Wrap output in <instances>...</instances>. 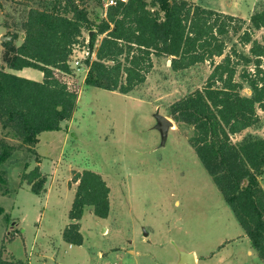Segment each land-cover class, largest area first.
I'll list each match as a JSON object with an SVG mask.
<instances>
[{
  "label": "rangeland",
  "instance_id": "rangeland-1",
  "mask_svg": "<svg viewBox=\"0 0 264 264\" xmlns=\"http://www.w3.org/2000/svg\"><path fill=\"white\" fill-rule=\"evenodd\" d=\"M81 1L95 30L109 0ZM196 1L245 20L264 9V0ZM37 4L38 0H0V68L6 65L2 41L17 34L14 45L21 43L22 23ZM262 34L257 30L253 37L261 40ZM79 39L89 41L86 28ZM225 41L226 51L233 46L248 53L249 45L241 46L237 35L230 33ZM152 63L146 80L127 94L87 86V65L79 70L70 67L65 77L78 93L77 105L72 118L61 123V132L45 131L41 136L39 151L46 158L43 170L38 166L46 179L43 191L38 195L19 191L14 209L11 197L0 195V244L4 242L7 255L28 264H182L180 252H190L194 264H264L189 145L191 127L177 124L168 114L171 103L204 85L211 64L175 71L169 58L155 55ZM32 71L41 74L34 69L19 74L36 79ZM241 93L251 91L244 87ZM257 111L259 122L233 135L232 141L264 137V110ZM155 115L174 122L164 145ZM5 136H12L11 130L0 127V138ZM20 152V161L28 166L41 161L26 147ZM7 163L0 168L7 172L11 194L18 182L23 183V170L35 166L21 169L19 161ZM84 169L99 173L108 185L109 213L100 218L86 206L79 220L83 243L69 245L63 242L61 229L70 222L74 173ZM259 182L264 189V174Z\"/></svg>",
  "mask_w": 264,
  "mask_h": 264
},
{
  "label": "trees",
  "instance_id": "trees-1",
  "mask_svg": "<svg viewBox=\"0 0 264 264\" xmlns=\"http://www.w3.org/2000/svg\"><path fill=\"white\" fill-rule=\"evenodd\" d=\"M92 25L81 0H38L22 23L21 43L14 45L17 34L2 41L8 68L31 67L43 77L33 80L0 68V127L12 134L0 138V166L23 147L36 154L40 133L60 130L61 123L72 118L78 93L62 76L71 73L72 46L84 28L92 31L90 48L102 36L95 58L85 60L87 86L127 94L146 80L153 55L169 58L175 71L208 61L211 71L204 85L171 103L168 114L177 124L191 127L189 145L264 263V189L259 182L264 174V137L232 141L233 135L259 122L257 110H264V9L245 20L192 0H116L105 5L95 30ZM257 30H263L261 40L253 37ZM230 33L241 46L249 45L248 53L233 46L226 51ZM244 87L249 95L241 93ZM20 178L33 194L43 191L46 179L38 165L24 169ZM73 181L77 184L67 214L70 222L62 239L79 246L84 208L90 206L95 216L106 218L110 189L89 169L75 172ZM0 194H9L2 168ZM0 264L28 263L7 255L2 241Z\"/></svg>",
  "mask_w": 264,
  "mask_h": 264
},
{
  "label": "crops",
  "instance_id": "crops-1",
  "mask_svg": "<svg viewBox=\"0 0 264 264\" xmlns=\"http://www.w3.org/2000/svg\"><path fill=\"white\" fill-rule=\"evenodd\" d=\"M192 1H194V2H196V3H198L196 0H192ZM198 4H201V3H198ZM201 5H203V4H201ZM203 6H205V7H208V8H212V9H214V10H218V9H215V8H213V7H210V6H206V5H203ZM221 12H223V11H221ZM224 13H226V12H224ZM252 13H250V15H251ZM249 15V16H250ZM1 69H4V70H6V71H8V72H11V73H14V74H16V75H19V76H22V75H20L19 73H21L23 70H28V73H30V70L31 69H34V68H31V67H24V68H22V69H10V68H8L6 65L4 66V67H1ZM34 70H37V69H34ZM38 71H40V70H38ZM87 71V70H86ZM33 72V71H32ZM41 72V71H40ZM34 73V72H33ZM35 74V73H34ZM40 75L43 77V74H42V72H41V74L40 73H36L35 75H33L32 74V76L33 77H35L36 79H34L33 78V80H41L42 79V77H41V79L39 78L40 77ZM85 75H86V73H85ZM37 76V77H36ZM23 77H26V76H23ZM26 78H28V77H26ZM85 78V77H84ZM29 79H32V78H29ZM38 80V81H39ZM58 131H60L61 132V130H56V131H50V132H53V133H57ZM45 132V131H44ZM44 132H42V133H40V135L38 136V142H37V144H36V146H35V148H34V150H35V152H36V154L38 155V156H40V159H41V161L40 162H36V163H33V164H31V165H29V166H36V165H38L39 167H40V170H43L42 168H43V165H44V161H45V157H44V155L42 154V153H40V151H39V144H40V140H41V136H42V134L44 133ZM42 156V157H41ZM14 158V159H13ZM20 158H21V152H20V150H17V151H15L13 154H12V156L10 157V159H9V163L11 162V161H13V160H15V161H19L20 162V164H21V169H23V167H24V162H22V161H20ZM8 164V163H7ZM28 166V167H29ZM28 190H30V185H28L27 183H25V182H23V183H21L20 184V182H18V184H17V187L14 189V191L11 193V194H7V195H2V196H9V197H11V199L13 200V204H12V209H14V207H17L18 208V204H17V195H18V193H19V191H28ZM1 195V194H0ZM46 195H47V193H46ZM47 197H45V199H46ZM44 199V200H45ZM2 212H3V209H2ZM9 214V213H8ZM67 214H68V212H67ZM6 215V214H5ZM0 216H2L3 217V213L2 214H0ZM7 217V216H6ZM10 217H12V216H10ZM14 219H17L18 218V216H14L13 217ZM70 221V220H69ZM16 222L19 224V222L20 221H18V220H16ZM69 223V222H68ZM68 223H66V225L68 224ZM20 224H21V222H20ZM37 224V227L39 226V222H37L36 223ZM4 229H5V232L7 233V229H6V227L4 226ZM20 232L21 231H23L24 230V228L21 226L20 227ZM63 229H61V231H62ZM5 232H4V234H5ZM61 234H62V232H61ZM4 237V236H3ZM64 242V241H63ZM66 243V242H65ZM2 244V243H1ZM0 244V245H1ZM70 245V244H69ZM26 247V246H25ZM27 248V247H26ZM21 259V258H20ZM23 260V259H22ZM25 261V260H24Z\"/></svg>",
  "mask_w": 264,
  "mask_h": 264
},
{
  "label": "built area",
  "instance_id": "built-area-1",
  "mask_svg": "<svg viewBox=\"0 0 264 264\" xmlns=\"http://www.w3.org/2000/svg\"><path fill=\"white\" fill-rule=\"evenodd\" d=\"M125 1V0H121ZM109 4H116V0H109L106 5ZM95 56L94 53V48L89 47V41L86 39L84 43L79 42L75 43L72 46V52L69 58V66L72 68L74 67L75 69L79 70L81 68V65L84 63L86 59H92ZM65 76H69V74H63V79L68 83L67 79ZM70 86V85H69Z\"/></svg>",
  "mask_w": 264,
  "mask_h": 264
},
{
  "label": "water",
  "instance_id": "water-1",
  "mask_svg": "<svg viewBox=\"0 0 264 264\" xmlns=\"http://www.w3.org/2000/svg\"><path fill=\"white\" fill-rule=\"evenodd\" d=\"M91 33H92V31L89 32V37H90ZM1 38H6V37H1ZM155 119H156L155 128L160 133L161 145H164V143L166 141L167 134H168V130H169V128H171L174 125V122L172 119H170L164 115H155ZM144 235H147V232H144ZM179 262L182 264H194L195 263L194 254L190 253V252H180V261Z\"/></svg>",
  "mask_w": 264,
  "mask_h": 264
},
{
  "label": "bare ground",
  "instance_id": "bare-ground-1",
  "mask_svg": "<svg viewBox=\"0 0 264 264\" xmlns=\"http://www.w3.org/2000/svg\"><path fill=\"white\" fill-rule=\"evenodd\" d=\"M173 126H174V125H173ZM173 126H172V127H173Z\"/></svg>",
  "mask_w": 264,
  "mask_h": 264
}]
</instances>
